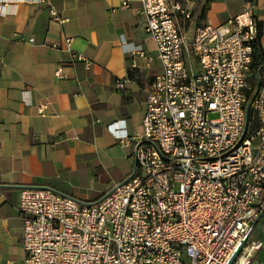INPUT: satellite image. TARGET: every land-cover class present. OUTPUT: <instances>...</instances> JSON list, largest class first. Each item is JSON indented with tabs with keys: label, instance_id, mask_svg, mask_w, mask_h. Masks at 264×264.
<instances>
[{
	"label": "built area",
	"instance_id": "built-area-1",
	"mask_svg": "<svg viewBox=\"0 0 264 264\" xmlns=\"http://www.w3.org/2000/svg\"><path fill=\"white\" fill-rule=\"evenodd\" d=\"M141 4L163 70L147 91L133 171L91 203L24 187L25 264H229L243 240L232 264H250L262 244L246 238L264 192V63L254 66V5L199 25L189 40L177 20L190 17L182 0ZM72 41L51 47L89 65ZM55 76L67 77L62 65ZM252 77L259 90L248 113Z\"/></svg>",
	"mask_w": 264,
	"mask_h": 264
},
{
	"label": "crops",
	"instance_id": "crops-1",
	"mask_svg": "<svg viewBox=\"0 0 264 264\" xmlns=\"http://www.w3.org/2000/svg\"><path fill=\"white\" fill-rule=\"evenodd\" d=\"M203 1L182 0L190 17L177 20L189 40L199 25L224 23L253 4L264 51V0H208L204 10ZM145 26L141 0H0V264H25L24 187L91 203L132 173L147 91L163 70ZM65 37L89 65L51 47ZM59 65L64 79L55 76ZM90 176L107 186L94 199L78 198ZM257 204L264 206V192ZM249 239L262 243L250 264H264V215Z\"/></svg>",
	"mask_w": 264,
	"mask_h": 264
},
{
	"label": "rangeland",
	"instance_id": "rangeland-1",
	"mask_svg": "<svg viewBox=\"0 0 264 264\" xmlns=\"http://www.w3.org/2000/svg\"><path fill=\"white\" fill-rule=\"evenodd\" d=\"M206 1L208 0L203 1L202 7L204 6L206 7ZM217 117L218 114L216 113L210 114V118H217ZM132 163H133L132 168H134L135 161H132ZM102 181H106V180H101V179L98 180L95 176H90L88 179H84L79 183L78 185L79 187L74 191V194L81 199H89V200L94 199L98 194L99 190L101 188H104V185L107 186L108 184L107 182L104 183Z\"/></svg>",
	"mask_w": 264,
	"mask_h": 264
},
{
	"label": "trees",
	"instance_id": "trees-1",
	"mask_svg": "<svg viewBox=\"0 0 264 264\" xmlns=\"http://www.w3.org/2000/svg\"><path fill=\"white\" fill-rule=\"evenodd\" d=\"M205 9V6L203 7V10ZM259 44L256 47V54H255V59H254V66H259L261 64L264 63V51L262 48V43H261V35H262V23L259 22ZM251 81L253 83V86L251 89H248V98L251 99V97L253 96V94L256 91V86H255V80L254 77L251 78ZM251 116H253L252 110H251ZM255 123H256V119H255ZM263 207H260V209H262Z\"/></svg>",
	"mask_w": 264,
	"mask_h": 264
},
{
	"label": "water",
	"instance_id": "water-1",
	"mask_svg": "<svg viewBox=\"0 0 264 264\" xmlns=\"http://www.w3.org/2000/svg\"><path fill=\"white\" fill-rule=\"evenodd\" d=\"M258 90H259V86L256 88L255 93L253 94V96L251 97L250 101H249L248 104H247V112H248V113H249V111H250V108H251L252 102L254 101V99H255V97H256V95H257V93H258ZM263 215H264V206H263V208H262V211H261V214H260L259 218H258V219L254 222V224L252 225V227H251V229H250V231H249V233H248V235H247L246 238H248V237L251 235L252 231L254 230L255 226L257 225L258 221L260 220V218H261ZM245 243H246V240H243L242 243H241V245L238 247V249L236 250L235 254L233 255L232 259L230 260L229 264H232V263L234 262V260L237 258V256L240 254L241 250L243 249Z\"/></svg>",
	"mask_w": 264,
	"mask_h": 264
}]
</instances>
